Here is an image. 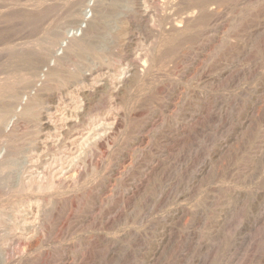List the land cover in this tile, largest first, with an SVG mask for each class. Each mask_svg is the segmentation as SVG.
<instances>
[{"label": "rangeland", "instance_id": "374dc122", "mask_svg": "<svg viewBox=\"0 0 264 264\" xmlns=\"http://www.w3.org/2000/svg\"><path fill=\"white\" fill-rule=\"evenodd\" d=\"M34 1L43 9L39 21L33 0H0L1 74L23 50L37 48L41 59L58 55L62 40L78 29L66 12L70 0ZM113 1L100 14L92 45L76 47L60 78L45 84L39 73L49 62L37 74L31 66L4 102L13 111L17 101L35 99L30 121L18 124L16 166L0 188L2 219L11 223L41 195L16 192L12 180L47 166L56 173L54 160L63 155L68 181L80 177L66 190L48 192L49 264L86 262L92 241L102 250L93 264H264V0H218L207 23L195 18L173 40L164 31L175 11L161 0H148L147 18L137 9L143 19ZM150 17L161 18L162 30ZM151 48L153 64L146 67L142 58ZM134 64L138 77L115 93ZM100 80L108 81L107 93L84 110L63 148L41 150L35 163L37 113L57 107L73 114L74 96L86 100L88 87ZM19 92L26 98L18 99ZM113 119L116 129L107 132ZM75 135L90 144L72 146ZM79 149L83 154L68 171ZM4 244L15 253L20 248Z\"/></svg>", "mask_w": 264, "mask_h": 264}, {"label": "bare ground", "instance_id": "6f19581e", "mask_svg": "<svg viewBox=\"0 0 264 264\" xmlns=\"http://www.w3.org/2000/svg\"><path fill=\"white\" fill-rule=\"evenodd\" d=\"M17 1L22 2L23 0H17ZM119 1H121L122 3H125L126 4L125 8L130 10L131 12H134V14H135V12L138 13L139 12L138 10H140L141 13L143 14V17L147 18L148 12H147L146 6H147L148 0H119ZM217 1L218 0H161L162 4L168 5V7L170 9H173L175 11V13H173L172 16H169L167 18V20H168L166 23L167 27L165 28V31H164L165 36L167 35L171 39L172 38L177 39L179 36H182L183 33H185L187 30H189L190 25L192 26V23H194L195 18H197V20L202 19V24H203V21H204V24L207 23L214 16V14H217V12L210 9V6L213 5L214 3H216ZM84 2H85V0H70L69 4L67 6L66 12L68 13V15H71L72 17H74V20H76V23L79 22V26H78V29L76 31H74V33L71 32L72 34H70L69 37H66L65 39L62 40L61 45L58 42L60 45V47L57 50V52H59L58 55L52 56L49 60L48 59H41V58H38L39 51L37 50V48H34L31 51L22 49L23 52L21 54L19 53L18 56L13 61L12 68L10 70L8 69V71L5 72L4 74L0 73L2 76H5L4 78L6 79L0 83V188L3 186V183L6 180L7 175L13 170L14 166H16L15 164H16L17 159H18V157H17L19 155L18 154V147L14 145V143L16 142V137H17L16 134H17L18 128H19L18 124L21 121L23 122V120L24 121L28 120V122H29L30 116L32 115L34 107H35V103H34L35 99L34 98L33 99L28 98V97L26 98V96L24 95V92L23 93L19 92L18 99L26 98V100L25 101L24 100L23 101H17L18 103H15L13 108H12L13 111H11V109L9 111L8 108H5L4 102L10 96L9 93L12 91L14 86L19 84L20 77L23 75L22 73L30 70L31 66H33L32 70L34 71V73L37 74L43 68V64L49 62L46 70L42 71V72L40 71V73H39L42 76V79H43L42 82L45 84L47 82L49 83L50 81L53 80V78H55V77L60 78L61 77L62 72H64V70L67 67V62L71 58V54L75 51V49L78 45H84V44L88 45V46L92 45L91 43H92L94 31H95L94 28H95L98 20L100 19V14L102 12L104 13L107 10L108 5L114 1L113 0H88V1H86L87 6L84 5ZM25 4H27V2ZM33 6H34V9L32 12H33V15H35L34 18L36 20L38 19V21H39L42 17L41 15L43 13V9H41L39 3L34 1V0H33ZM159 6H160V4H159ZM83 7H84V9L89 10L88 16L81 11L83 9ZM164 7H165V5H164ZM98 9H100V12ZM159 15H161V14H159ZM138 16H139V19L140 18L143 19V17L141 15H139V13H138ZM150 19H151V17H150ZM70 21H71V19H70ZM70 21L64 19V22H66V23H70ZM146 21H147V19H146ZM161 21L162 20L159 17L157 19L156 18L151 19L152 24L157 28L158 32H159V30H162L161 29V27H162ZM44 23L46 24V22H44ZM44 23H42V24H44ZM66 23H64V24H66ZM40 24H41V22H40ZM140 24H142V23H140ZM50 25L53 26L52 23H50ZM45 27H48V25ZM192 27H194V26H192ZM45 30H47L49 32V34L52 33L51 27H48ZM67 35H69V33ZM162 39H164V38L162 37ZM164 41H165V39H164ZM99 49H100V47H98V50ZM101 49H102V47H101ZM26 52H30V53L26 54ZM152 52L153 51L151 48L150 50H148L144 54V57L142 58L144 60L143 65H145V64L148 65V64L152 63V61H153L152 60ZM22 54H24V55H22ZM137 56L138 55H136L135 57H137ZM124 58H125V56H124ZM9 62L10 61H8V63ZM132 66H133V68L130 71L125 72L122 75V77L119 78L117 87L115 88V93L121 92L120 91L121 87L129 86L131 84V82L138 77L137 65L134 64ZM3 72H4V69H3ZM141 73H143L142 70L140 71V74ZM93 80L94 79H92L90 81H93ZM1 81H2V79H1ZM42 82H41V84H42ZM109 89H110V85H109L107 80H100L98 82H92L91 86L88 87V89H87L88 91L85 95L87 97L86 100L85 99L82 100L80 98L81 95H77V97L74 96V98L72 99L73 108H69V109H73L74 113L70 114V115H68L69 112L66 110L59 112L56 109L57 107L53 108V110L50 109V107L46 108V111H44L43 113L38 112L37 115L40 116V120L38 123L37 131L35 133L37 142L33 146H34V150L36 148V152L40 151V153H39L40 155H37L36 157H34V156L32 157V158L37 159L35 161V163H38V160L41 159L42 153L50 150L54 144H61L60 147L63 148L64 147L63 142H65V139H67L69 137L68 136L69 131L72 129H75V127L78 125L79 120L81 118V114L84 112V110L85 109L87 110L88 107L90 106V104H93L94 102H96L98 97H100L101 94L107 93V91ZM115 95H117V94H115ZM20 96H22V97H20ZM58 98H59V96H58ZM36 100H37V98H36ZM62 104H63V102H62ZM50 111L51 112L53 111V112L50 113ZM113 121H114V119H113ZM108 123H110V122H108ZM105 125H106V123H105ZM116 126H117V122L116 121L112 122L111 124H109V128H108V126L106 127V128H108L107 132L108 131L111 132V131L115 130ZM249 134H250V132H249ZM88 135H90V134H88ZM80 140H81V143H79ZM88 140H89V142H87ZM91 140L93 141V139H91ZM70 141H71L72 146H73V144H78L79 147L83 146L85 144L88 145V143L90 144V138L87 136L85 138L81 139V137H78V135H75L74 137L71 138ZM70 141L68 140V142H70ZM170 147L173 148L174 146L173 147L170 146ZM41 150H43V152H41ZM82 154H83V150L81 149L77 153L75 158L71 159L70 162L69 161L67 162V165H69L68 171H69V169H71L73 166L76 165L78 158ZM65 159L66 158H64L62 155V157H60L58 159L56 158L54 160L55 162H57V172L56 173H51L50 169L47 166V168H44L43 171H41L40 173L38 172L37 175L35 174L36 176H34V177L31 175H28V174L21 173L22 175L19 177L17 174L16 177H18V179L16 178L17 179L16 181L13 182V180H12V183L14 184L13 188H15L16 192H30V193L38 192L41 195H40V197L38 196L39 198L36 196L37 199L33 198L34 200H29L27 202V205L25 206L26 209L23 210V208L21 207L22 210H21V213L19 212L20 215H17L16 218H14V216H13V218L10 220V221H12L11 223H7L6 221H4V219H2V216L0 215V264H49V259H51V258H49L51 253H50V250H48V239L50 236V231H48L49 229L47 228V223L50 220V217L52 215V202L53 201L50 199L48 192L50 190H55V191L66 190L67 188H69V184H71V185L74 183L76 184L78 178L80 177V176L78 177V174L75 173L76 175H74L73 177L70 175L71 179H69V181H68V178H70V177L66 176L68 172H64V171H66L64 169H66L67 166H66V168H65V166H63L65 164ZM13 178H15V177H13ZM60 192H62V191H60ZM63 200H64L63 202L67 203L66 199H63ZM125 204L129 205V199H127L125 201ZM32 205H35L36 208H33ZM6 220H7V218H6ZM105 222H107V221H105ZM106 224H110V222L106 223ZM59 227H61V226H59ZM65 228H67V227H65ZM6 238H7V240H5ZM8 241H10L12 243H16L18 245L17 248H19V247L21 248V249L19 248L20 251L18 249L17 253H15L16 250L14 249L15 250L14 251L13 249H11L12 247L10 248L11 250L10 249L8 250L7 249L8 247L6 248L5 247L6 245L4 244L5 242H8ZM98 243L96 241H92L91 244H88L89 249L85 250V255L83 257V260L86 259V262L82 261L83 263L81 262L79 264H91V263L93 264L96 262L97 259L102 258V250H100V246ZM8 244H10V243H8ZM8 244H7V246H8ZM17 245H15V246H17ZM18 251H19V253H18ZM36 254H38V258L36 257V259L34 260L33 256Z\"/></svg>", "mask_w": 264, "mask_h": 264}]
</instances>
